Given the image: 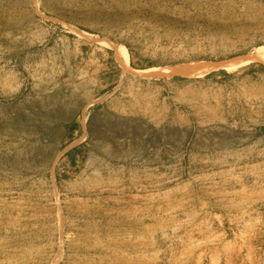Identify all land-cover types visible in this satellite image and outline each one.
<instances>
[{"label": "rangeland", "instance_id": "rangeland-1", "mask_svg": "<svg viewBox=\"0 0 264 264\" xmlns=\"http://www.w3.org/2000/svg\"><path fill=\"white\" fill-rule=\"evenodd\" d=\"M259 45L264 0H0V264H264V63L192 66Z\"/></svg>", "mask_w": 264, "mask_h": 264}, {"label": "bare ground", "instance_id": "bare-ground-1", "mask_svg": "<svg viewBox=\"0 0 264 264\" xmlns=\"http://www.w3.org/2000/svg\"><path fill=\"white\" fill-rule=\"evenodd\" d=\"M83 35L88 36V37L91 36V34H88L85 32H83ZM100 42L103 43L104 45L108 46V47H115L116 48L117 58L121 64V66L123 67V73L125 72V73H129L132 75H138L140 77H145L148 74V72L150 73V71H153V69L143 70V69L132 68L128 63L129 56H128V52L126 50V47H124L122 45L115 46V44H113L112 42L107 41V40H101ZM250 60H256V61H260V62L264 63V46L263 45H259V46L255 47L250 55H245L242 57H232L230 59L222 60V61H219L216 63L194 64L192 66L194 67L195 70L200 71V72H202L204 70H211V69H216V68L217 69L223 68V69H227V70H234L239 65H241L242 63L250 61ZM192 66H183V67H179V68H177V66L176 67L174 66V68L172 67V68H169L167 70H175L177 68L181 73H183L185 75H191L192 73L187 71V70L189 67H192ZM157 73H158V71H157ZM170 73H172V72H170ZM153 75H155V74H153ZM71 144H73V142L70 143L68 146H70Z\"/></svg>", "mask_w": 264, "mask_h": 264}, {"label": "trees", "instance_id": "trees-1", "mask_svg": "<svg viewBox=\"0 0 264 264\" xmlns=\"http://www.w3.org/2000/svg\"><path fill=\"white\" fill-rule=\"evenodd\" d=\"M222 71H224V70H222ZM75 127H76V124H71L70 127H69V129H70V130H73ZM75 149H76V147H74V148H72L71 150H69V151L67 152V155L71 154Z\"/></svg>", "mask_w": 264, "mask_h": 264}]
</instances>
